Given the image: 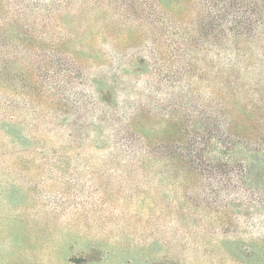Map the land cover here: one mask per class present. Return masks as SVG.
<instances>
[{
    "label": "rangeland",
    "instance_id": "374dc122",
    "mask_svg": "<svg viewBox=\"0 0 264 264\" xmlns=\"http://www.w3.org/2000/svg\"><path fill=\"white\" fill-rule=\"evenodd\" d=\"M0 264H264V0H0Z\"/></svg>",
    "mask_w": 264,
    "mask_h": 264
}]
</instances>
